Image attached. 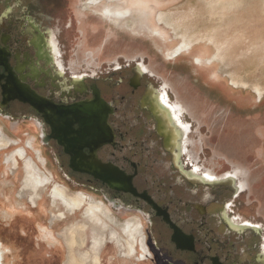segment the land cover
I'll return each mask as SVG.
<instances>
[{
  "label": "flooded vegetation",
  "instance_id": "obj_1",
  "mask_svg": "<svg viewBox=\"0 0 264 264\" xmlns=\"http://www.w3.org/2000/svg\"><path fill=\"white\" fill-rule=\"evenodd\" d=\"M88 1L0 0V120L33 132L64 182L138 216L148 264H264L263 164L208 145L199 78L170 62L192 49L167 62L141 34L126 44L138 14L109 21Z\"/></svg>",
  "mask_w": 264,
  "mask_h": 264
},
{
  "label": "rangeland",
  "instance_id": "obj_2",
  "mask_svg": "<svg viewBox=\"0 0 264 264\" xmlns=\"http://www.w3.org/2000/svg\"><path fill=\"white\" fill-rule=\"evenodd\" d=\"M97 6L103 12L127 15L126 19L137 13L123 24L127 26L125 43L132 44L141 34L167 62L171 48L190 37L192 50L170 62L196 81L199 78L195 89L212 112L208 128L220 133L207 135L208 145L216 155L249 165L258 156L264 166V0H117ZM77 8L89 7L80 2ZM133 28H138L136 33ZM105 33L117 40L124 34L112 23ZM208 56L210 63L205 62ZM221 111L228 123L218 126ZM263 166L253 169L260 178H264ZM60 190L85 198L77 203L73 217L67 213L66 220L52 225V214L63 208L52 199ZM258 190L264 206V184ZM19 195H24L25 204L18 203ZM27 196L35 197L36 203ZM103 202L92 191L64 182L26 126L11 130L0 120V241L3 247H13L14 264H67L69 259L95 264L96 258L101 264L148 261L144 260L140 218L112 211ZM7 257L3 252V264Z\"/></svg>",
  "mask_w": 264,
  "mask_h": 264
},
{
  "label": "bare ground",
  "instance_id": "obj_3",
  "mask_svg": "<svg viewBox=\"0 0 264 264\" xmlns=\"http://www.w3.org/2000/svg\"><path fill=\"white\" fill-rule=\"evenodd\" d=\"M103 1L113 3V2H116L117 0H89L88 3H89V5H98V4H101ZM104 14L106 15V17L108 18L109 21H113L112 18L114 17L116 19V22H119L120 20H124L128 17L127 15H119V14L113 15L112 13H109V12H105ZM144 20H146V18H144ZM191 49H192V41H191L190 37H186L180 46H174L171 48V50H170L171 52L169 53L170 58H176L177 56H179L185 52H189ZM210 60H211V58L208 56L205 59V62L210 63L211 62ZM20 155H23V154L20 153ZM19 196L21 199L18 200V203L25 204L26 202L24 199V195H19ZM66 196L70 197L68 199L71 201V203L66 201ZM27 198L32 203H34V204L36 203L35 197L27 196ZM84 198L85 197L79 193L75 196H70L64 190L55 191L53 196H52V199H53V201L58 202L60 205H62L63 208L61 210L59 209L58 213L55 212V214H52L51 221H50L51 224L53 225L56 222H62L64 220H66L68 218L67 213H69V215L71 217H73V212H74L75 208L77 207V203L82 202L84 200ZM33 200H34V202H33ZM16 201H17V199H16ZM67 243H68V247L71 248L72 247L71 243L70 242H67ZM6 248H7V250H13V247L11 245H7ZM72 249H73V247H72ZM69 253L71 255L72 251H70ZM11 255H14V253H12ZM71 256H73V255H71ZM2 257H3V255L0 254V264H3ZM8 257H9V255H8ZM13 258H15V255ZM13 258L12 259L8 258V261H5L4 264H11V263L13 264V260H14ZM69 262L71 264H79V262H77V261H75L74 263L71 262L70 259H69ZM95 264H101L99 258L95 259Z\"/></svg>",
  "mask_w": 264,
  "mask_h": 264
}]
</instances>
